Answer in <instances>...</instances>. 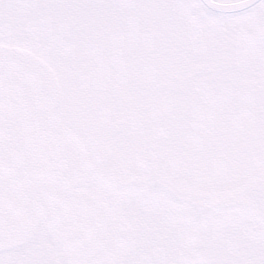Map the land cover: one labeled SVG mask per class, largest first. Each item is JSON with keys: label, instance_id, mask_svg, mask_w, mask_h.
Returning <instances> with one entry per match:
<instances>
[{"label": "water", "instance_id": "95a60500", "mask_svg": "<svg viewBox=\"0 0 264 264\" xmlns=\"http://www.w3.org/2000/svg\"><path fill=\"white\" fill-rule=\"evenodd\" d=\"M52 70L27 51L0 45V250L44 225L68 264H123L133 231L101 198L76 189L89 150L56 114Z\"/></svg>", "mask_w": 264, "mask_h": 264}, {"label": "flooded vegetation", "instance_id": "af4514ba", "mask_svg": "<svg viewBox=\"0 0 264 264\" xmlns=\"http://www.w3.org/2000/svg\"><path fill=\"white\" fill-rule=\"evenodd\" d=\"M192 7L195 16L187 35L191 45L185 46V50L193 52L196 61L192 62L188 55L180 58L167 56L164 61L166 66L158 72L155 81L148 80L149 75L139 80L136 77L129 78L141 85L146 82L148 91L129 89L138 99H143L140 103L144 106L136 102L131 107L124 106L118 114L113 112V134L123 141L124 149L137 151V142L143 141L144 147L150 144L152 148L153 141L157 139V126L163 133H168L173 126L175 128L172 131L176 133L180 145L191 149L199 159H213L215 156L226 158L228 135L232 138L236 132L246 129V124L241 125L240 120H249L251 123L257 120L259 123L264 118V69L246 66L244 75L234 74L240 55L247 65L250 64L244 52L249 39L246 17H234L232 20L229 16H218L202 9L197 1ZM131 30L122 39L113 40L106 46L98 45L99 49L133 59L134 49L130 47L141 42L144 37L136 36L137 32ZM256 36H259L260 41L264 39L262 31L256 32ZM206 44L210 48L204 47ZM145 72L147 74L150 71L146 69ZM116 82L123 83L122 76ZM123 88L113 90L112 97L103 94L100 98L106 96L105 103L113 110L117 109L122 105L120 95ZM152 91L156 95L155 102L152 100ZM228 95L231 101H228ZM242 99L244 101L241 102ZM79 131L83 132V129L79 128ZM253 136L257 137L256 134ZM257 184L240 197L227 198L222 203L230 207L228 212L235 216L233 223H238L241 231L243 226H253L264 233V187ZM248 196L251 197V203L246 201ZM250 232H253L252 228ZM250 232L246 233V238ZM32 257L31 251L21 248L10 254V262L5 264H17V260H21L18 264H31Z\"/></svg>", "mask_w": 264, "mask_h": 264}, {"label": "rangeland", "instance_id": "374dc122", "mask_svg": "<svg viewBox=\"0 0 264 264\" xmlns=\"http://www.w3.org/2000/svg\"><path fill=\"white\" fill-rule=\"evenodd\" d=\"M45 1H47V0H45ZM52 1H54V0H52ZM99 1L103 2V0H99ZM154 1H155V3H153V5L155 7L154 9L156 10L155 12L159 13L158 16H160L159 21H157L154 24H153V21L149 17V16H153L152 14H154V12L151 13L150 10H148L150 13L143 12V11H135L136 6L134 5V2L132 0H121L120 5H119V9H121V12H123V14H125L124 17L128 18L127 22L124 23V29H127L129 27L130 19L135 21L137 18H140V16L142 15L146 21L143 25H141V28L143 29L144 33L147 34L148 37H151V38H149L150 40L146 41L144 44H141L138 48L135 47L136 49H134L133 52L135 54H138L137 62L139 63V65H143L144 68H146V69H148V71H150L146 75H149L148 80L150 79L152 82L157 79V74L159 71H161L163 69V66L164 67L166 66V65H164L166 55L170 58L176 57L175 55L172 54V51L176 52V49L178 48V40H179L178 37H185L187 39V35H188L189 30L191 29V26H192L193 15L195 16V13L193 12V9L191 7L192 6L191 0H154ZM57 2H59V4L64 3V5L61 6V9H63V11L65 8H66V10L69 9V11L67 13L68 19L70 20L69 22L73 21L74 23H78L83 28H85L84 33L86 35L96 34L97 37L96 36H93V37H95L97 40L101 41L100 42L101 46H103V42H102L103 40H109L108 38L103 37L101 33H97L95 31V30L99 31L97 28H94V27L92 28V26L90 25L89 16L91 14H95L94 8H93V6H95V5L91 6L92 3H88V4H86V7H82L83 5H81L80 1H78V0L77 1L68 0V3H67V0H57ZM47 3H52V6H51L52 10H50V11L54 12L57 10V7L54 5L53 2L47 1ZM89 6H91V7H89ZM259 11H261V13L255 14L253 12L254 15H256V17L258 18L257 29H260V27L262 25H264V18L262 17V14L264 12V6H263L262 10H259ZM53 12L51 14H58V13H53ZM17 13L18 12H16L15 10H13L11 8H6L5 15H12L17 20ZM61 15H63V14H61ZM61 15L59 14L60 18H62ZM147 16H148L149 20H146ZM123 19L124 18L121 17L120 22ZM66 21L68 22L67 19H66ZM101 26L104 30H105V28H108L109 30L111 29L110 25H108L106 22H103L101 24ZM122 27H123V25H122ZM110 31L113 32L114 35L116 37H118V39L125 37V33H121L120 34L122 36L121 37V36H118L119 34H116L115 31H113V30H110ZM154 31H156V35H154ZM157 36H159V37H157ZM160 36H162V37H160ZM172 36H175V37L172 38ZM176 36H178V37H176ZM250 41H254V40H250ZM185 44H187V43H185ZM253 44L254 45L251 46V50H253L256 47L255 46L256 43H253ZM187 45L190 46L191 44H187ZM257 50H258V48H257ZM252 53H254V52H252ZM263 54H264V52H263ZM193 57H194V55H193ZM252 59H253V57L251 56L249 58V60L252 61ZM240 61H241V59L238 61V68L240 70H243L242 63ZM253 66L257 69L262 68L264 66V55H261V57H258V59L255 60ZM228 101H231L229 96H228ZM95 161H97V159H95ZM153 164H154L153 167L155 166L158 169V171H157L158 173H161L162 175L168 176V177H174L175 176V174H173V175L169 174L170 171L165 169L163 167V165L157 164L155 162ZM96 177H99V174L97 172L94 173V178H96ZM94 182H95V184H92V188L94 190H97L96 187H98V182L97 181H94ZM134 187H133V189H131L132 190V198L138 204H146L144 202L145 200H143V196H144L145 192H147L148 195H150V197L157 198V199L162 197L161 199H159L160 201H165L166 203H168V205L169 204H170V206L172 205V202H170V200L168 199L166 192L160 186L159 187L154 186V187L147 188V189H145L146 191H143L140 189H139L140 191H138L137 190L138 187H135V188ZM99 188H101V187H99ZM102 188H104V187H102ZM184 188L187 189L188 187L184 186ZM117 190H119V189H117ZM195 191L196 190H194V193H195ZM182 198H183V196L180 195L179 201H178L179 205H181V203H182V201H181ZM174 203H176V201ZM196 221L198 223H202V221H199L198 219H196ZM203 224L207 228H211V226L206 221H203ZM261 244H262V240L260 241V243L258 242V244H257L260 249L262 248ZM30 245L31 246H38V247H45L47 249L50 248V250L53 249L51 242L48 240V238L46 237V235L42 229L38 230L36 236L34 237L33 241L30 243ZM258 247H257V250H258ZM55 251L57 253L56 255H58V257H59L58 251L57 250H55ZM254 257H256V261L254 260L253 264H259V261L262 262L261 260H258V259H260V256L254 255L253 258ZM257 257H258V259H257ZM47 262H44V264L45 263L47 264ZM17 264H18V262H17Z\"/></svg>", "mask_w": 264, "mask_h": 264}]
</instances>
